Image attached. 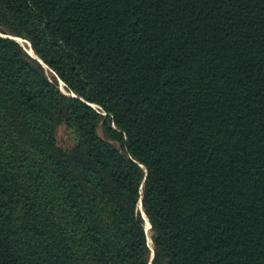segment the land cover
<instances>
[{
  "label": "trees",
  "instance_id": "16d2710c",
  "mask_svg": "<svg viewBox=\"0 0 264 264\" xmlns=\"http://www.w3.org/2000/svg\"><path fill=\"white\" fill-rule=\"evenodd\" d=\"M0 264H264V0H0Z\"/></svg>",
  "mask_w": 264,
  "mask_h": 264
},
{
  "label": "rangeland",
  "instance_id": "374dc122",
  "mask_svg": "<svg viewBox=\"0 0 264 264\" xmlns=\"http://www.w3.org/2000/svg\"><path fill=\"white\" fill-rule=\"evenodd\" d=\"M30 45V44H29ZM31 47V46H30ZM47 70V73H48V76L51 77V74H50V70ZM60 83V82H59ZM62 83V82H61ZM61 83H60V88H61ZM64 93L66 94V90L64 89ZM98 134L102 137V138H105V134H104V131L102 129V127L99 128L98 130ZM57 137H58V141H59V144L62 146V147H71L73 145V140H72V136L64 129V128H61L59 131H58V134H57ZM114 146H116L118 148V145L113 143ZM150 237H151V232H150ZM149 238V237H148ZM150 239H148L149 241Z\"/></svg>",
  "mask_w": 264,
  "mask_h": 264
},
{
  "label": "bare ground",
  "instance_id": "6f19581e",
  "mask_svg": "<svg viewBox=\"0 0 264 264\" xmlns=\"http://www.w3.org/2000/svg\"><path fill=\"white\" fill-rule=\"evenodd\" d=\"M18 41H19V43H21L22 45L25 46V48L27 49V52H28L29 54H31V55L34 56L35 53H33V51L31 50V48L29 47V45H28L24 40H22V39H18ZM60 83H61V82H60ZM59 89H61L63 92H65V91H64L65 87H64V84H63V83H61V88H59ZM145 222H146V223L148 222V220H147L146 217H145ZM148 226H149V223H148ZM149 228H150V227H149ZM146 230H147V232H148L149 235H150V231L148 230L147 225H146ZM148 233H147V234H148ZM149 235H148V237L150 238L149 242H150V244H151V249H152V248H153V245H152L151 237H150ZM149 246H150V245H149Z\"/></svg>",
  "mask_w": 264,
  "mask_h": 264
},
{
  "label": "water",
  "instance_id": "95a60500",
  "mask_svg": "<svg viewBox=\"0 0 264 264\" xmlns=\"http://www.w3.org/2000/svg\"><path fill=\"white\" fill-rule=\"evenodd\" d=\"M10 39H13V40H15V41H17L18 43H19V41H18V38H13V37H9ZM23 48H24V50L27 52V49L25 48V46L24 45H22L21 43H19ZM31 46V45H30ZM28 53V52H27ZM34 53V52H33ZM29 54V53H28ZM32 58H34V59H36V60H38V61H40L36 56H35V54H34V56L33 55H31V54H29ZM41 62V61H40ZM42 63V62H41ZM140 209H142V205H140ZM149 225H150V223H149ZM151 228V227H150ZM146 232H147V230H146ZM150 247V246H149ZM150 250H151V252H152V257L154 256V248L153 249H151L150 248Z\"/></svg>",
  "mask_w": 264,
  "mask_h": 264
}]
</instances>
